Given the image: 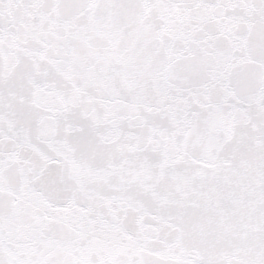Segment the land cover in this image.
Returning a JSON list of instances; mask_svg holds the SVG:
<instances>
[{
  "label": "snow or ice",
  "instance_id": "6c2138e0",
  "mask_svg": "<svg viewBox=\"0 0 264 264\" xmlns=\"http://www.w3.org/2000/svg\"><path fill=\"white\" fill-rule=\"evenodd\" d=\"M0 264H264V0H0Z\"/></svg>",
  "mask_w": 264,
  "mask_h": 264
}]
</instances>
